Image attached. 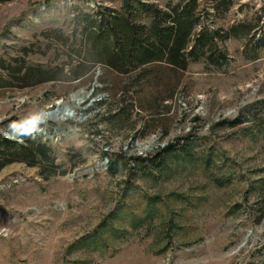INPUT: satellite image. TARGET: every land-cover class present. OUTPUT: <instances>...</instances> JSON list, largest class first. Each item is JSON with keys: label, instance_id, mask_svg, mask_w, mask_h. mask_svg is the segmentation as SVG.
<instances>
[{"label": "rangeland", "instance_id": "rangeland-1", "mask_svg": "<svg viewBox=\"0 0 264 264\" xmlns=\"http://www.w3.org/2000/svg\"><path fill=\"white\" fill-rule=\"evenodd\" d=\"M232 1L207 22L242 31L220 44L228 63L192 64L173 103L146 102L120 130L105 121L116 103L98 91L103 68L72 72L76 17L122 0H0V135L32 134L67 171L0 173V264H264V0ZM23 64L56 78L22 88L3 66ZM59 103L71 114L41 118ZM172 144L188 154L141 170L138 158L159 160Z\"/></svg>", "mask_w": 264, "mask_h": 264}, {"label": "trees", "instance_id": "trees-1", "mask_svg": "<svg viewBox=\"0 0 264 264\" xmlns=\"http://www.w3.org/2000/svg\"><path fill=\"white\" fill-rule=\"evenodd\" d=\"M232 6V0H218L211 5L205 0H180L165 6L145 0H122L119 9L100 10L94 15L80 13L75 20L81 29L82 63L72 72L73 78L81 79L93 66L103 68L104 87L98 91H112L116 103L105 121L122 130L136 112L149 110L146 102L151 101V107L173 103L182 77L192 64L206 62L220 69L228 63V54L220 44L241 36L242 31L236 27L226 32L211 29L207 22ZM243 35L255 37L249 31ZM3 69L22 82V88L56 78L26 64ZM63 73L61 70L60 74ZM22 139L19 143L0 135V173L9 165L23 163L38 169L45 180L66 175L67 171L57 164L51 145L33 139L32 134L22 133ZM181 152L188 154L185 146L172 144L164 149L159 160L136 161L142 163L141 170L148 174L153 169L163 171L167 156ZM110 168L113 171L115 166L112 164Z\"/></svg>", "mask_w": 264, "mask_h": 264}, {"label": "bare ground", "instance_id": "bare-ground-1", "mask_svg": "<svg viewBox=\"0 0 264 264\" xmlns=\"http://www.w3.org/2000/svg\"><path fill=\"white\" fill-rule=\"evenodd\" d=\"M74 102L76 103V104H78L77 102H78V100L74 97ZM80 105V104H79ZM62 106V104H60L59 103V105H57V111H55V109H53L51 112H53V111H55L53 114H48L47 115V119H50V118H54V119H62V118H65V117H67L66 115L67 114H65V112H68V113H70L71 111L69 110H67V108L66 107H64V109H63V111H60V107ZM65 106V105H64ZM71 114V113H70ZM69 117V116H68Z\"/></svg>", "mask_w": 264, "mask_h": 264}, {"label": "water", "instance_id": "water-1", "mask_svg": "<svg viewBox=\"0 0 264 264\" xmlns=\"http://www.w3.org/2000/svg\"><path fill=\"white\" fill-rule=\"evenodd\" d=\"M55 111H57V108L55 109ZM55 111H53V112H51V111H50V112H46V113H44V114L42 115L41 118H42L43 120H44V119H47V115H48V114H53Z\"/></svg>", "mask_w": 264, "mask_h": 264}, {"label": "built area", "instance_id": "built-area-1", "mask_svg": "<svg viewBox=\"0 0 264 264\" xmlns=\"http://www.w3.org/2000/svg\"><path fill=\"white\" fill-rule=\"evenodd\" d=\"M39 127V125H37Z\"/></svg>", "mask_w": 264, "mask_h": 264}]
</instances>
